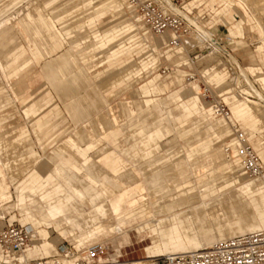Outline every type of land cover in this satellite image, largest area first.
Here are the masks:
<instances>
[{
	"label": "rangeland",
	"instance_id": "obj_1",
	"mask_svg": "<svg viewBox=\"0 0 264 264\" xmlns=\"http://www.w3.org/2000/svg\"><path fill=\"white\" fill-rule=\"evenodd\" d=\"M188 1L183 0L184 3ZM248 1L255 8V19L264 26V13L259 11L264 2ZM234 10L236 19L246 21L242 43L237 46L232 37L237 46L235 56L242 66L253 65L259 62L255 49L264 36L247 23L249 17L239 7L235 6ZM208 11L210 18L213 13ZM130 16L126 0H0V142L3 141L0 169L8 165L1 160L23 167L30 166L33 161L38 169H42L47 157L54 155L58 162L48 169L58 178L57 185H62L55 189L49 182L36 191L33 201L25 198L18 202L12 184L14 178L11 175L5 177L11 197L0 200V223L26 226L33 234L30 248L40 245L41 253L45 254L34 257H50L67 242L77 247L82 256V248L88 244L105 245L107 253L113 254L108 258L119 264H138L163 254L160 251L164 248L161 233L171 232L169 219L203 204V200L207 203L216 198V193L205 198L200 195L196 189V176L202 178L209 172H223V167L228 165V162L224 163L226 153H236L225 120L219 117L220 127L225 129L224 135L229 139L230 150L227 152L222 143L224 137L217 133L219 126H209L217 116L213 115L207 99L200 96L198 85L183 83L181 74L164 75L165 64L175 59L173 51L165 49L161 37L135 24ZM218 24V31L228 36L226 26L222 22ZM259 65L264 75V65ZM215 78L221 80L223 75L217 74ZM226 100L231 109L239 104L231 111H235L240 124L251 123L248 140L257 150L263 144L256 137L264 132V104L256 101L254 108L248 101L233 96ZM244 111L247 112L243 114ZM101 116H104L106 131ZM94 121H98L101 131H105L99 144H94L96 139L101 141L93 133L91 125ZM203 123L208 125L206 130L202 128ZM80 129L84 131L81 133ZM87 129H90L89 133H86ZM213 135L214 140L211 139ZM114 139H120V143ZM261 139L264 141L263 136ZM10 141L12 144H8ZM66 141L86 150L81 163L61 150ZM13 149L17 151L10 152ZM124 151H132V157L137 156V160L129 158ZM111 153L113 157L117 155L125 160L119 163L121 182L117 183L109 176L111 169L106 168V162H99L105 169H101L94 179L100 184L106 181L114 187L121 185L127 192L138 188L136 195L133 194L136 198L134 206L139 207L136 210L144 211L140 217L134 216L125 222L123 229L129 232V237L120 239L116 248L112 244V237L117 235L114 233L96 240L87 238L80 243L78 239L86 237L88 230H77L78 226H71L74 223L71 219L88 213L89 222L96 223L91 221L92 207L57 171L68 168L76 173V166L79 167L76 179L88 188L90 201L97 199L99 204L100 191L83 173L85 165L94 156H99L102 161ZM180 170L190 176L191 182L182 187L165 188V184L183 178V174H177ZM224 172L232 175L228 168ZM249 179L252 178L246 177ZM153 185L166 189L165 195L151 194ZM232 185H239V182ZM228 190L224 188L218 192ZM48 191L50 195L46 194ZM79 191L83 196L87 195L85 187H79ZM184 196H187L189 206L178 207L175 201ZM57 199L66 201L67 206L64 215L54 219L49 217L47 210ZM263 199L262 195L252 199L245 196L244 203L262 212L264 207H260V202L264 205ZM224 200V204L230 205V201ZM180 229L179 237L185 239L186 234L205 235L216 230V226L213 219L204 215L189 228L182 226ZM72 232L77 233L70 235Z\"/></svg>",
	"mask_w": 264,
	"mask_h": 264
},
{
	"label": "built area",
	"instance_id": "obj_2",
	"mask_svg": "<svg viewBox=\"0 0 264 264\" xmlns=\"http://www.w3.org/2000/svg\"><path fill=\"white\" fill-rule=\"evenodd\" d=\"M187 3V2H186ZM183 0H126V6L155 35L164 36L165 49L180 50L186 60L178 64L185 80L195 81L200 96L213 115L224 119L231 128L240 170L252 178L264 177V162L250 145L247 134L232 119L231 110L222 93L235 94L264 104L254 89L262 91L254 76L244 70L235 56L231 36H223L218 23H210L203 3L186 7ZM243 39V38H242ZM223 71V84L205 80L202 69ZM171 68L167 66L164 73ZM31 231L24 225L0 223L1 264H61L63 258H74L76 248L62 243L50 257L27 258L25 251L32 241ZM104 252L99 245L90 247L84 257H75L74 264H119L101 260ZM138 264H264V230L239 234L213 246L194 252L156 256Z\"/></svg>",
	"mask_w": 264,
	"mask_h": 264
},
{
	"label": "bare ground",
	"instance_id": "obj_3",
	"mask_svg": "<svg viewBox=\"0 0 264 264\" xmlns=\"http://www.w3.org/2000/svg\"><path fill=\"white\" fill-rule=\"evenodd\" d=\"M35 1H37V0H35ZM261 1L264 2V0H260V2ZM244 2L248 6V8L251 9V12H253L252 8H254V6H252L249 3L250 1L244 0ZM126 9H128V11L130 12V15H131L130 17L132 18V20L135 24L140 25L144 30L150 32L148 30V28L146 26H144V24L140 21L138 16L132 10H130L127 6H126ZM253 18L255 19V17H253ZM257 23H258V26H259L262 34H264L263 24H261L259 21H257ZM156 36L161 37L165 42L164 36H160V35H156ZM172 51L174 53L173 56L175 57V59L173 62L165 64L168 67H170L171 69L167 73H165L164 75L167 76L170 73H172L173 75L181 74L180 77H181L183 83H187V84L196 83L197 84V82H195V81H189L188 82L187 80H185V78L183 76L184 75L183 70L178 67V64H180L181 62L186 60L184 54L181 53V51L178 49L172 50ZM244 70L247 71L245 67H244ZM202 73H203V76L205 77V80L207 82L216 84L217 86L223 84V82L225 80V75H226L223 71L212 70L209 67H204L202 69ZM217 74H222L223 79H221V80L216 79L215 76ZM255 80L257 81L256 78H255ZM198 87H199V85H198ZM254 92L257 94L258 97L264 99V91L263 90L261 91L258 89H254ZM221 95H222V98L226 101V103H227L226 98L229 96H233L236 99L248 101L249 105L252 107H254L253 104L255 105L256 101H257V100L250 101L253 99H245L242 97H238L235 94H226V93L223 94L222 93ZM257 102L261 103L259 101H257ZM237 107H239V104L232 107V109H235ZM169 114H171V113L169 112ZM232 119L235 120L233 117H232ZM262 120L263 119H261V121ZM235 121L238 123L239 127L245 132V130L242 128L241 124L237 120H235ZM97 122L98 121H94L93 124L95 125ZM104 122L105 121L102 122V117H101V123H102L103 128L105 129L106 125H104L105 124ZM226 123H227L228 128H229L230 133H231V128H230L228 122H226ZM215 125L219 126V128L217 129V133L224 137V139L222 140L224 142H222V143H224V149L227 152L230 150V146L228 145L229 139H227L226 135H224L225 129L220 127L221 122H220L219 117H217V119H213L212 123L209 126L212 127ZM207 126H208L207 123L202 124V128H205V130L207 129ZM79 131H81V133H82V131H84V130L80 129ZM85 131H86V133L87 132L89 133L90 129H87ZM96 133H101L100 127H99V131ZM262 136L264 137V132H263ZM231 137H232V134H231ZM247 137H248V134H247ZM211 139L212 140L215 139L214 135L211 137ZM249 143H250V141H249ZM250 145L252 146L251 143H250ZM11 149L12 148H10L9 150H11ZM12 151H10V152H12ZM24 152H26V151L24 150ZM231 152H233V151H231ZM231 152L226 153L227 156H226V160L224 159V163L228 162V165H227L228 167L227 166L223 167V169H222L223 172L217 170V171L207 173L206 176L202 177V178L200 176H196V180H197L196 189L198 190L200 195L203 198H205V197L209 196L210 194L216 193L217 194L216 198H214L212 201H209L207 203L204 202V200H203V204L196 206V207H190V208H188L187 211H183L179 214H175L174 215L175 217L173 216L174 218L169 219V224H171V226H172L171 232L161 233L162 234V244H163L164 248L163 249L160 248L161 249L160 251L163 254L156 255V256L199 251L202 249L209 248V247L213 246L214 244H216L222 240L231 238V237L239 235V234L250 233V232H254V231H258V230H264V226H262V224L264 223V213L261 212V210L256 211V209L253 207V205H251L249 203H244L245 196H247L249 199H252L254 196H256V192L258 190V187H260L261 185L264 186V177H261V178L250 177L252 179H249V181L246 180V177H248V176L244 175L241 172L240 163H239L238 159L235 160L236 155L231 153ZM124 153L128 157L133 156L132 151H127V152L124 151ZM257 154L259 155L258 152H257ZM227 168L230 170L232 175L229 176L228 174L227 175L225 174L224 170ZM182 172H184V171H182ZM182 172L180 170L177 172V174L179 176H182V174H183ZM196 174H198L197 171H196ZM187 175H188V173H187ZM182 177L183 178H181V179L176 178V180H174L171 184H165V188H166V186H172V185L173 186L175 185L177 187H182L184 185V183L191 182L189 180L190 176L188 177V176H185V174H183ZM191 178H192V176H191ZM234 182H239V185H232ZM103 185L107 189L108 192H111L114 195V198L111 200L110 205H108L107 202H105L106 200H104L103 205L94 206V211L92 214L96 219L95 220L96 223L94 224V227H93L92 226L93 223L89 222L90 223V226H89L90 230L88 229V232L90 233L92 230L97 229V231L100 230L99 233L103 234V235H108V234H112V233L117 234L114 237H112V244L116 248L117 245L119 244L120 239L125 240L126 237H129V232L124 231V229H123L125 222H127V220H129L130 218H133L134 216L140 217L144 210H136L139 207L137 205L134 206V202H135L136 198H135V196H133V194L136 195V193L134 191L135 189L137 190L136 187H135V189H130L127 192V191H123V189H120V188L118 189V187H116L117 188L116 189L114 186L106 183V181H105V183H103ZM231 186H232V188H231ZM151 187H152L151 194L159 195L161 197H163L165 195L164 190H166V189H164L163 187L156 188V187H154V185ZM224 188H228L230 190H228L227 192L224 191L223 193L218 192L219 190H222ZM224 199H227L228 201H230V205H228V203L224 204L223 203ZM225 201L226 200H224V202ZM175 202H176V205L178 207H184L185 208V207L189 206V200L187 199V196L186 197L185 196L184 197H178V199ZM260 203H262V202H260ZM208 206H210V207H208ZM162 207H164V206L162 205ZM111 209H113V210H111ZM133 211H134V213L132 215H129V213H131ZM192 211L193 212L198 211V213L193 214ZM190 213L193 215L189 216ZM204 215H207L211 220L212 219L214 220L216 230H211L210 233H206L205 235H199V234H196L194 232H191L188 235L186 234L185 239H182L179 237L178 230L180 228H182V226L185 228H189V225L195 224L198 217H203ZM115 221H116V223H115ZM206 221H207V219H206ZM148 224L149 223L145 224L144 226H146ZM84 226L85 225H83V227ZM257 228H259V229H257ZM180 230H184V229H180ZM174 237H175V239H173ZM94 245H99V244H88L82 248V249H84V252H83L84 256L87 253L88 249ZM31 246H29L25 251V256L27 255L26 256L27 258H34V256H37V254L42 250L41 246L37 245V244H35L30 250H28ZM99 246L102 248V251L104 252V255L100 256L101 260H108V261L117 262V261H115V259L108 258L109 255L112 256L113 254L107 253V251H106L107 246H105V245H99ZM108 247H110V246H108ZM75 248L77 250V253L74 255V258L75 257H84L81 255V253L80 254L78 253L79 249L77 247H75ZM110 253H112V252H110ZM156 256H153V257H156ZM153 257H150V258H153ZM74 258L73 257L72 258H63L61 264H74Z\"/></svg>",
	"mask_w": 264,
	"mask_h": 264
},
{
	"label": "crops",
	"instance_id": "obj_4",
	"mask_svg": "<svg viewBox=\"0 0 264 264\" xmlns=\"http://www.w3.org/2000/svg\"><path fill=\"white\" fill-rule=\"evenodd\" d=\"M197 1L200 3H203L204 10H206V11L210 10L208 12L213 13V15H211L210 23L222 22L226 26L227 35L231 36L235 39L237 46L240 43H242L243 28H244V23L246 21H244L242 18L236 19V13H235L236 11L234 10L235 6L239 7L241 9L242 13L246 14L249 17V19H247V23L249 25H251V27L257 28L260 35H264V34H262V32L258 26L257 20L253 18L255 13H256L255 8H252L253 12H251V9L248 8V6L245 4L244 0H190L185 4V6L190 7V6L194 5L195 2H197ZM259 11L264 13V3L260 6ZM255 57L257 58V61H259V62L254 63L253 65H247V66H245V68L253 76H256V75L258 76L256 79L259 82V84L261 85L262 90L264 91V75H262L263 74L262 67L259 65V64L264 65V40L263 39L261 40V44L256 46ZM229 108H230V110H232L230 106H229ZM246 112L247 111H244L243 114ZM231 114H232V117L236 120L237 117L235 116V111L234 112L231 111ZM101 117H102V122L105 121L104 116H101ZM256 119H257V117H256ZM250 124H241L242 128L245 130V132L248 134V136L251 134V132L249 131L251 129ZM226 125H227V123H226ZM91 126H92V130L94 132V135L97 138L101 139L100 142L98 141V139H96L94 141V144L101 143L103 141L102 136H103V134H105L106 130L104 129L105 130L104 132L101 131V133H96L99 131L98 122L95 125L92 123ZM102 127H100V129ZM256 138L260 139L263 143V144H261V146H259L257 148L256 151H258L259 155L261 156V158L264 162V141L261 139L262 134H259V136H257ZM114 140L117 143H120L119 142L120 139H114ZM8 144H12V142L10 141ZM0 146H3V141L0 142ZM61 150L64 151L67 155L71 156L74 160H76L78 162V164L84 160L83 156L85 155L86 150L74 146L70 141H66L61 146ZM16 151L17 150L13 149L12 153H15ZM25 151H26V153H28L27 150H25ZM28 157H30V155ZM131 157H129V158H131ZM136 157L137 156H135V158ZM102 159H103V156H102ZM122 160L125 161L120 156L115 155L113 157V154L111 153L110 155H107V160L104 159V160L100 161L99 156H94L92 158V160L89 161L85 165V170L83 173L84 177L91 184H95L98 188L97 190L100 191L101 202L99 204L96 203L97 199H93L92 201H90L89 195L91 193L88 191V188L86 186H84L83 183H81L77 180L78 179L77 178V172L79 171L78 170L79 167L76 166V170H77L76 173L70 172V169L68 170V168L58 170L57 173L60 176H62V178L73 189V191L79 197H81L82 200L88 206L90 205L92 207V211H94V206L103 205L104 200H106L105 202H107V204L110 205L111 200L114 198V195L111 192L107 191V189L104 187L103 183L102 184L97 183L96 180L94 179L101 172L100 171L101 169H105L99 165V162H101V163L106 162V168L108 167L109 169H111L109 176L115 182L120 183L121 179H120V173H119V163ZM135 160H137V158ZM1 162L3 164H6V162H8V165L6 166L5 169H3V168L0 169V200H9L11 197L10 190H9V184L5 180V177L6 176L10 177V175L14 178V181H15V183H12V184L15 185L16 200L18 202L24 201L25 198H29L32 200L36 191L41 189L42 187L46 186L49 182L53 183L55 189H57V187H62V185L61 186L57 185L58 178L55 177L54 175H52L48 169V167H55V164L58 162L57 158L54 155L47 157V161L42 165V169H38L36 163L33 161L30 163V166L24 165V167L19 166L18 164H12V163H10V161L1 160ZM102 171H107V169L102 170ZM40 173H44L46 176H41ZM79 187H85L86 188V193H87L86 196H83L80 193ZM119 188L122 189L121 185L118 187V189ZM131 189H135V187L131 188ZM134 191H135V193H137L138 188H137V190L135 189ZM46 194L50 195V192L48 191ZM259 195H262L264 197V186H261L258 188V190L256 192V196H259ZM263 201H264V199H263ZM262 203H260V207L263 208L264 205ZM66 206H67L66 201H64L62 199H57L56 201L51 203V205L49 206V208L47 210V214L51 218H54V219L59 218L60 216L64 215V207H66ZM111 210H113V209H111ZM262 212L264 213V211H262ZM95 220H96L95 217L92 215L91 221L95 222ZM71 221H72V223L74 222L73 225H71V226H74V224H75V226H78L77 230L81 229V231L84 232L85 230L89 229L90 223H89L88 213L86 215L79 214L76 217L72 218ZM94 224H93V226H94ZM83 225H85V226L83 227ZM262 226H264V223L262 224ZM257 229H259V228H257ZM99 231H97V229H96V230H92V232H90V233L87 232L86 237H80L78 239V241H80V243H83V241L87 240V238L90 240H96L99 236L103 235V234H100ZM40 233H43V231H40ZM76 233L77 232H72V233H70V235H75ZM109 235L110 234H108L106 236H109ZM30 249H28V250H30ZM41 252L42 251H40L37 254V256H45V254H42ZM34 258H39V257H34ZM0 259H1V254H0Z\"/></svg>",
	"mask_w": 264,
	"mask_h": 264
}]
</instances>
